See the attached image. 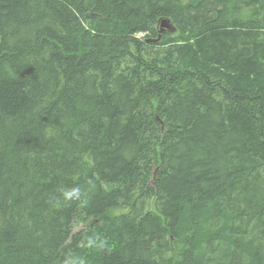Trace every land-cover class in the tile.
I'll list each match as a JSON object with an SVG mask.
<instances>
[{"label":"trees","instance_id":"trees-1","mask_svg":"<svg viewBox=\"0 0 264 264\" xmlns=\"http://www.w3.org/2000/svg\"><path fill=\"white\" fill-rule=\"evenodd\" d=\"M263 2L0 0V264H264Z\"/></svg>","mask_w":264,"mask_h":264},{"label":"clouds","instance_id":"clouds-1","mask_svg":"<svg viewBox=\"0 0 264 264\" xmlns=\"http://www.w3.org/2000/svg\"><path fill=\"white\" fill-rule=\"evenodd\" d=\"M62 196L65 202L80 201L82 204H87V193L82 191L79 186L64 190Z\"/></svg>","mask_w":264,"mask_h":264},{"label":"water","instance_id":"water-1","mask_svg":"<svg viewBox=\"0 0 264 264\" xmlns=\"http://www.w3.org/2000/svg\"><path fill=\"white\" fill-rule=\"evenodd\" d=\"M177 27L174 25L170 18L160 19V32L157 38L148 39L149 42H159L162 39V35L165 32H176Z\"/></svg>","mask_w":264,"mask_h":264},{"label":"rangeland","instance_id":"rangeland-1","mask_svg":"<svg viewBox=\"0 0 264 264\" xmlns=\"http://www.w3.org/2000/svg\"><path fill=\"white\" fill-rule=\"evenodd\" d=\"M139 35L143 36L144 34L140 33ZM126 211H127L126 209L119 208V209L114 210V213L120 214V213H124ZM82 229H84V225L82 223L75 226V232L80 231Z\"/></svg>","mask_w":264,"mask_h":264},{"label":"bare ground","instance_id":"bare-ground-1","mask_svg":"<svg viewBox=\"0 0 264 264\" xmlns=\"http://www.w3.org/2000/svg\"><path fill=\"white\" fill-rule=\"evenodd\" d=\"M134 2V1H133ZM193 2V1H192ZM264 3V2H263ZM262 3V4H263ZM160 5V4H159ZM175 9V8H174ZM263 9V8H262ZM176 10V9H175ZM151 28V27H150ZM180 30H182V29H180ZM264 33V32H263ZM147 37V36H146ZM166 44V43H165ZM167 45V44H166ZM181 45V44H180ZM129 49V48H128ZM156 58V57H155ZM108 59V58H107ZM145 76V75H144ZM137 90V89H136ZM151 99H152V97H151ZM155 179V178H154ZM153 180V179H152ZM158 211V210H157ZM202 217V216H201ZM93 224V223H92ZM258 226H259V224H258ZM203 236V235H202ZM224 238V237H223ZM258 238V237H257ZM248 243V242H247ZM199 247V246H198ZM212 248V247H211ZM174 258V257H173ZM195 258V257H194ZM214 263V262H213Z\"/></svg>","mask_w":264,"mask_h":264}]
</instances>
